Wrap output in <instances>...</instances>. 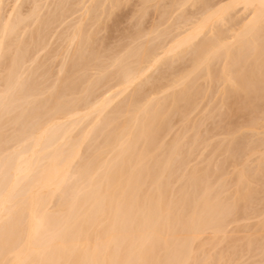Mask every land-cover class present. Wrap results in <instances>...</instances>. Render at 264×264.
Listing matches in <instances>:
<instances>
[{
    "label": "bare ground",
    "instance_id": "bare-ground-1",
    "mask_svg": "<svg viewBox=\"0 0 264 264\" xmlns=\"http://www.w3.org/2000/svg\"><path fill=\"white\" fill-rule=\"evenodd\" d=\"M197 147L233 166L214 194ZM263 238L264 0H0V264H220L204 244Z\"/></svg>",
    "mask_w": 264,
    "mask_h": 264
},
{
    "label": "rangeland",
    "instance_id": "rangeland-1",
    "mask_svg": "<svg viewBox=\"0 0 264 264\" xmlns=\"http://www.w3.org/2000/svg\"><path fill=\"white\" fill-rule=\"evenodd\" d=\"M125 25H127V22H125ZM122 26L124 27L123 24H122ZM196 117L199 118V117H200V114H199V115L197 114V116L195 115L194 118H196ZM216 121H217V120H214L213 118H212V119H209V121H206V123H207L208 125L203 121V123H205L204 126L207 125V128H203V127H202V129H201V132H202L203 134H205V133L210 134L211 137H209V138H210L209 140L207 139V140H208L207 142H209V143L211 142V144L214 143V142H215L214 144H216V143L221 139V138L218 139V137H220L221 134L219 133V132H220L219 127H215L216 124H214V123H216ZM176 123H177V122H176ZM176 123L173 124L174 126L172 125V126H173V127H172L173 130H172V132H171V136H170V137L174 136V135H172V134H176V133L178 132L177 130L181 129V127H182V126H181V123L178 122L179 125H178V124L176 125ZM200 123L202 124V122H200ZM210 123H211V124H210ZM210 125H211V126H210ZM176 126H177V127H176ZM178 126H179V127H178ZM213 126H214V127H213ZM175 127H176V129H175ZM178 128H179V129H178ZM204 129H208V130H206L207 132H206ZM203 130H204L205 132H204ZM216 130H217L218 132H216ZM173 131H176V132H173ZM209 131H211V132H209ZM190 133H191V132H189L188 134L191 135ZM218 133H219L220 136L218 135ZM188 134H187V136H189ZM215 134H216V135H215ZM189 137H190V136H189ZM214 137H215V138H214ZM216 137H217V138H216ZM211 138H212V139H211ZM213 138H214V140H213ZM166 139L168 140L169 138H166ZM193 148H194V147H193ZM194 150H195V149H193V151H194ZM196 150H197V151H196ZM196 150L194 151V152H195L194 154H196V153L198 154L199 151H200V152H202L203 156H201V158H199V160L193 159V160L191 161V163H190V166H192V165H199L200 168L203 169V171H206L205 174H207V175L204 177V181H203L204 183H202V185L200 184V189H201V187L204 186V188H202V190H203V189H205L206 186H208V187H209V190H208V191H211V194H214V193H216V192L218 191V187H219V185H220V181H219L220 179L216 176V175H218V172H216V171H217V168H218V170H219L222 166L219 168L218 160H219L220 165H224V166H225V168H226V171H225V172L231 171V169L233 168V166L231 165V163H230L229 165H228V164H224L226 158H225V156L222 158V156L225 155V154H221L220 152H218V153H216V154L213 153V154H214V155H213L212 152H211V150H210V148H209V149H208V148H207V149H201V148L199 149V148L197 147ZM204 150H205V151H204ZM208 150H209V151H208ZM203 151H204L206 154H205ZM209 153H210V154H209ZM206 155H207V156H206ZM208 155H210V157H209ZM215 155H216V156H215ZM220 155H222V156H220ZM211 156H212V157H211ZM219 156H220V157H219ZM203 157H204V158H203ZM209 158H210V160H209ZM215 158H216V159H215ZM220 158H221V159H220ZM211 159H212V162H211ZM205 160H207V162H204ZM214 160H216V161H214ZM221 160H223L224 162L221 161ZM213 161H214V162H213ZM193 162H194V163H193ZM196 162H197V164H196ZM200 162H201V163H200ZM216 162H217V163H216ZM221 162H222L223 164H222ZM210 163H211L212 165H211ZM200 164H201V165H200ZM203 164H204L205 166H204ZM208 164H209L210 166H209ZM206 165H207V166H206ZM217 165H218V166H217ZM190 166H189V167H190ZM199 166H198V167H199ZM213 166H214V167H213ZM216 166H217V168H216ZM229 166H232V167L230 168ZM204 167H205V168H204ZM209 167H212V168H213V169L210 168V169H211V173H210V169H209ZM207 168H208L209 170H208ZM214 168H215L216 170H215ZM228 168H229V170H228ZM181 169H183V168H181ZM188 169H191V167L188 168ZM183 170H184V169H183ZM183 170L178 171L177 174H176V176L174 177V179L176 180V183H175V180L173 181V178L170 179V180H172V181H170V182H171V185L173 184L172 186H176V187H178V186H177V183L179 184V183H182V182H183L182 179H179V178H180L179 175H181V173H182ZM185 171H186V170H185ZM187 171H188V170H187ZM208 171H209V173H207ZM180 172H181V173H180ZM214 172H215V173H214ZM178 174H179V175H178ZM209 174H210L211 176H210ZM212 175H213V177H212ZM214 176H215V179H214ZM218 176H219V175H218ZM178 177H179V178H178ZM208 177H209V178H208ZM211 177H212V178H211ZM177 178H178L179 180H177ZM205 179H206V180L208 179V180H207L208 182H207ZM209 179H210V180H209ZM211 179H212V180H211ZM213 179H214L215 181H214ZM181 180H182V182H180ZM227 180H229V179H227ZM230 181H233V180L230 179L229 181H225V182H224V183H225V188H227V185L229 186L230 184L233 183V182L229 183ZM211 182H212V183H211ZM216 182H217V184H218L217 186L215 185ZM174 184H176V185H174ZM211 184H212L213 186H214V185H215V186L213 187ZM176 187H175V188H176ZM231 188H233V185H232V187H231V185H230L227 189L230 190ZM212 189H214V191H213ZM216 189H217V190H216ZM229 190H227V191H229ZM209 193H210V192H209ZM230 226H231V225H230ZM232 226H233V225H232ZM232 226H231V227H232ZM229 228H230V227H229ZM205 233H208V234H209V231H207V232H205ZM205 233H204V236H202V238L204 237V238H203V240H204V239H206V237H207L206 240H208V237H210L211 234H209V235H208V234L205 235ZM240 236H241V235H240ZM238 240H239L238 243H237L238 245H237V246L235 245L236 247L230 246V244L228 243V239H226L225 241H222L225 245L221 242L220 244H222V245L217 244V245H215V246H214V245L212 246L211 244H208V243L206 242L207 244H204V245L206 246V248H205V246L202 247V249H201L202 251H201L200 253H198V254H197V251H196V254H197L198 256H200V255L202 256V255H203L205 258H206V257H209L210 255L212 256V258H214V256H216V257H215L216 259H215V258H214V259L216 260L217 263H218V260H219V257H217V256H220L222 253L224 254V256H222V259L225 257L224 260H226L225 263L227 262V264H233V263H232L233 261H234V264H237V263H238V264H239V263H240V264H241V263H242V264H249V263H250V264H255V262L257 263L258 260H259L258 263L264 261V259H263V258H264V252H263V251H264V250H263L264 247H262V246L264 245V244L262 243V242H264V238H263V239H260L261 241H260L259 239H257V242L255 243V245H254V247H253L254 250H253V249L250 250V251H254V252H255V250H256L257 248H259V249H257L258 251L256 250V251L259 253V257L257 258V257L255 256V257H256V258H255L256 260H255L254 258H252V260H251L249 263H248L249 260L245 261L246 258H247V259H249V258L246 257V254H245V255L243 254L245 251H246V253L248 252L247 250L244 251V249H243V247L245 248L244 243H243L244 240H243V239H241V240L238 239ZM226 241H227V242H226ZM208 242H209V241H208ZM239 242H240V243H239ZM226 244H228V245H226ZM210 245H211V246H210ZM218 245H219V247H218ZM260 245H261V248H262V249L260 248ZM208 246H209V247H208ZM216 246H217V247H216ZM225 246H226V247H225ZM241 246H243V247H241ZM210 247H211V249H210ZM224 247H225V249H224ZM232 247L234 248L233 250L230 251V250L228 249V252L231 253V254H230V253H228V252L226 251V249H227V248H232ZM204 248H205V249L208 248V249H210V250H208V249L205 250ZM222 248H223V250L221 251ZM240 248H241V251L243 250L242 253H241V251L239 252V249H240ZM255 248H256V249H255ZM199 249H200V247H199ZM199 249H197V250H199ZM212 249H213V251L211 252ZM216 249H219L217 253H215V251H217ZM236 249L238 250V252L235 251ZM204 251H206L207 253H204ZM225 251H226L229 255L226 254ZM202 252H203V254H202ZM213 252H214V253H213ZM220 252H221V253H220ZM254 252H252V255H251L250 252H248L249 254H247V256L250 255V256H249L250 258L253 257V256H254ZM257 252H255V255H258ZM210 253H211V254H210ZM219 253H220V254H219ZM239 253H241L242 255L239 254ZM204 254H205V255L207 254L208 256H205ZM216 254H217V255H216ZM225 254H226V256H228V259H226L227 257L225 256ZM236 254H237V255H236ZM238 254H239V255H238ZM233 255H234V256H233ZM235 255H236V257H235ZM201 256H200V258H202ZM240 256H241L242 258H241ZM262 256H263V257H262ZM239 257H240V258H239ZM245 257H246V258H245ZM230 258H231V259H230ZM236 258H237V261H236ZM243 258H244L245 260H243ZM208 259H209V258H208ZM229 259H230V260H229ZM234 259H235V260H234ZM224 260H223V261H224ZM223 261L220 260V261H219V262H221L220 264H222ZM230 261H232V262H230ZM242 261H243V262H242ZM252 262H254V263H252ZM263 263H264V262H263ZM263 263H262V264H263ZM259 264H260V263H259Z\"/></svg>",
    "mask_w": 264,
    "mask_h": 264
}]
</instances>
